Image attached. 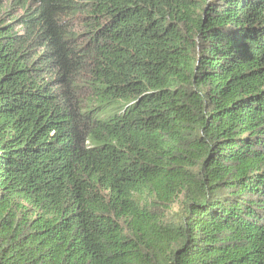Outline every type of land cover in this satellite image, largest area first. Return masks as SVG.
Wrapping results in <instances>:
<instances>
[{"label":"trees","instance_id":"1","mask_svg":"<svg viewBox=\"0 0 264 264\" xmlns=\"http://www.w3.org/2000/svg\"><path fill=\"white\" fill-rule=\"evenodd\" d=\"M0 264H264V0H0Z\"/></svg>","mask_w":264,"mask_h":264},{"label":"rangeland","instance_id":"2","mask_svg":"<svg viewBox=\"0 0 264 264\" xmlns=\"http://www.w3.org/2000/svg\"><path fill=\"white\" fill-rule=\"evenodd\" d=\"M176 208L179 209L180 208V204H177V207Z\"/></svg>","mask_w":264,"mask_h":264}]
</instances>
